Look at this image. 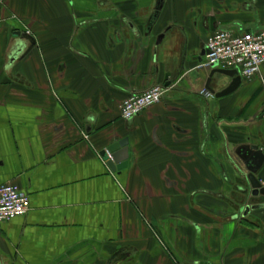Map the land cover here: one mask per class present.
I'll return each mask as SVG.
<instances>
[{
  "label": "crops",
  "instance_id": "0c3cea01",
  "mask_svg": "<svg viewBox=\"0 0 264 264\" xmlns=\"http://www.w3.org/2000/svg\"><path fill=\"white\" fill-rule=\"evenodd\" d=\"M156 7L0 0V186L29 199L0 223V264H264V196L239 151L264 150V65L200 95L206 39L264 31V0ZM154 85L161 101L123 121L120 103ZM124 138L112 173L100 153Z\"/></svg>",
  "mask_w": 264,
  "mask_h": 264
},
{
  "label": "built area",
  "instance_id": "2783aa9c",
  "mask_svg": "<svg viewBox=\"0 0 264 264\" xmlns=\"http://www.w3.org/2000/svg\"><path fill=\"white\" fill-rule=\"evenodd\" d=\"M208 53L203 66L216 64L219 69L237 70L240 77L250 79L259 74L264 65V31L257 33L233 34L218 30L205 42ZM166 87L154 85L147 90L126 97L119 105V116L130 121L145 109L161 101ZM204 97H212L206 89L200 91ZM29 208L28 196L16 185L7 183L0 186V223L24 215Z\"/></svg>",
  "mask_w": 264,
  "mask_h": 264
},
{
  "label": "water",
  "instance_id": "95a60500",
  "mask_svg": "<svg viewBox=\"0 0 264 264\" xmlns=\"http://www.w3.org/2000/svg\"><path fill=\"white\" fill-rule=\"evenodd\" d=\"M162 0H156V9L160 8ZM163 38V35H160L157 39L159 42ZM208 51L204 49V54H207ZM210 73L208 79L206 81L205 89L212 92L216 98L226 96L232 93L241 83V77L237 70H225L219 69L216 67V64L210 66ZM226 77L231 80L230 84L222 89L221 91L215 92L212 89V85L214 86L215 77ZM127 139L119 140L115 143H111L106 147L104 151L100 153V157L105 161V164L108 170L112 173L119 171L126 167L127 162ZM239 151H245L247 161L249 162V166H247V179L252 188V196H264V188L261 187L260 182L256 178L257 171L264 163V150H259L258 147H247L240 148ZM262 205H252L246 207L244 211V215L247 214L250 210H256L261 208Z\"/></svg>",
  "mask_w": 264,
  "mask_h": 264
}]
</instances>
